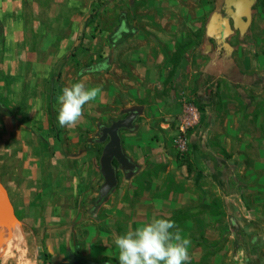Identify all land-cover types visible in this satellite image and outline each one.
<instances>
[{
	"label": "crops",
	"instance_id": "0c3cea01",
	"mask_svg": "<svg viewBox=\"0 0 264 264\" xmlns=\"http://www.w3.org/2000/svg\"><path fill=\"white\" fill-rule=\"evenodd\" d=\"M234 3L0 0V173L16 216L21 215L18 219L35 237L36 264H111L82 241L88 206L99 197L105 180L100 124L109 123L119 110L128 113L140 106L139 115L144 117L135 121L127 140L150 137L154 127H142L156 122L146 113L148 106L181 101V91L170 84L163 98H156L166 87L172 68L168 53L176 50L177 43L197 40L188 52L193 53L188 56L190 71L182 68L174 83L181 79V71L191 78L192 68L200 73L192 92H182L204 108L190 137L189 159L199 177L204 162L215 163L213 158L222 155L212 140L224 138L226 130L230 135L224 148L233 159L249 154V141L264 139L257 129L264 124V112L257 110L264 100V36L252 40L248 35L258 0L244 31L235 27ZM98 65L107 67L94 70ZM81 80L89 88L100 86L102 94L84 106L74 127H61L57 96ZM122 143L134 161L123 138ZM137 164L133 174L148 168ZM181 167L188 170L187 165ZM154 186L148 185L146 196ZM142 203L176 207L171 197Z\"/></svg>",
	"mask_w": 264,
	"mask_h": 264
},
{
	"label": "rangeland",
	"instance_id": "374dc122",
	"mask_svg": "<svg viewBox=\"0 0 264 264\" xmlns=\"http://www.w3.org/2000/svg\"><path fill=\"white\" fill-rule=\"evenodd\" d=\"M256 9L248 34L251 39L257 35L264 36L261 32L264 29V0H258ZM261 47L264 49V44ZM192 55L188 54L189 57ZM190 62L189 59L186 71H190ZM194 69H191L192 78L181 71V79L170 84L181 91L179 104L156 101L155 107L149 105L146 109V113L156 119L155 124L142 125L143 128L154 127L149 138L129 142L127 139L132 129L121 130L126 149L133 153L134 161L148 168L129 176L119 166L116 188L98 206V198L88 206L82 241L85 246H91L94 255L106 256L104 260L111 264H119L115 245L117 236L134 230L153 217L170 219L179 209L189 213L188 219L181 217V222L176 223L182 236L191 240L188 264H264V139L249 141L246 144L249 154L233 159L234 156L226 153L224 148L230 135L226 130L224 138L212 140L221 147L222 155L213 158L215 163L204 162L200 177L196 169L190 173L181 167L180 158H190L192 154L191 131L199 124L198 118L192 122L194 115L201 117V112H204L196 98H191L193 102L182 94L186 89L192 92L200 81V73H195ZM163 96L164 93H156V98ZM260 103L257 110L264 112V100ZM127 114L125 110H119L105 125ZM142 117L143 113L136 121ZM257 129L264 134V124ZM221 135L223 133L219 132L218 136ZM182 139L187 143L184 150L180 148ZM136 148L142 153L137 155ZM151 184L155 186L146 196V189ZM168 197L175 200V208L142 203ZM18 223L23 239L9 258L0 256V264H24L27 260H35L38 253L35 237L28 226Z\"/></svg>",
	"mask_w": 264,
	"mask_h": 264
},
{
	"label": "clouds",
	"instance_id": "9594fccd",
	"mask_svg": "<svg viewBox=\"0 0 264 264\" xmlns=\"http://www.w3.org/2000/svg\"><path fill=\"white\" fill-rule=\"evenodd\" d=\"M106 67L98 65L94 70ZM100 94V86L89 88L82 80L64 87L57 96L58 124L74 127L83 115L84 106ZM190 244L191 240L182 236L175 221L156 217L115 239L119 264H188Z\"/></svg>",
	"mask_w": 264,
	"mask_h": 264
},
{
	"label": "water",
	"instance_id": "95a60500",
	"mask_svg": "<svg viewBox=\"0 0 264 264\" xmlns=\"http://www.w3.org/2000/svg\"><path fill=\"white\" fill-rule=\"evenodd\" d=\"M244 1L247 2V4L241 6L240 4ZM256 1L257 0H234L235 3L233 5L236 10L232 11L231 15L234 19L235 27L241 31L246 30L250 25L252 20L251 6ZM243 17H246L247 20H244ZM142 110L143 108L140 106L133 107L128 110V114L125 117L116 119L111 124L101 128L99 140L105 142V146L100 158V164L105 180L100 188V194L97 199L98 203L102 202L118 185V174L113 163L114 159L119 162L122 169L129 175H132L139 168L138 164L124 151L120 131L122 129H133L135 127V121ZM5 214L12 215L17 221H20L14 212L8 189L0 173V220Z\"/></svg>",
	"mask_w": 264,
	"mask_h": 264
},
{
	"label": "trees",
	"instance_id": "16d2710c",
	"mask_svg": "<svg viewBox=\"0 0 264 264\" xmlns=\"http://www.w3.org/2000/svg\"><path fill=\"white\" fill-rule=\"evenodd\" d=\"M202 31L196 33L197 36H201ZM197 44V40H193L192 38L186 40L183 43H177L176 45V50L173 53H168V62L171 63L172 68L165 80V89L163 90V93H167L168 88L167 86L171 83H174V81L177 79L179 72L182 68H185L187 66V62H188V52L191 48H193L195 45ZM103 126H105L104 123L100 124V128H102ZM104 147V146H103ZM103 147L101 152L103 151ZM114 165L117 169V174H118V167L120 166L119 162L114 159ZM180 164L181 165H187V168L189 170V172H193L194 171V163L190 161V159L188 157H181L180 158ZM106 199V198H105ZM105 199L102 201L104 202ZM183 211V210H177L173 216L170 218L171 220L175 221V223H180L181 221V217H186L185 219H188V215L189 213Z\"/></svg>",
	"mask_w": 264,
	"mask_h": 264
},
{
	"label": "bare ground",
	"instance_id": "6f19581e",
	"mask_svg": "<svg viewBox=\"0 0 264 264\" xmlns=\"http://www.w3.org/2000/svg\"><path fill=\"white\" fill-rule=\"evenodd\" d=\"M23 239L18 221L12 216L5 214L0 220V256L9 258ZM13 257V256H12ZM24 264H36L33 260H27Z\"/></svg>",
	"mask_w": 264,
	"mask_h": 264
},
{
	"label": "built area",
	"instance_id": "2783aa9c",
	"mask_svg": "<svg viewBox=\"0 0 264 264\" xmlns=\"http://www.w3.org/2000/svg\"><path fill=\"white\" fill-rule=\"evenodd\" d=\"M195 117H196V118H195ZM197 117H198V115L195 114V115H194V119H193L192 122H194L195 120H197ZM186 147H187L186 140H185V139H184V140L182 139L181 142H180V148H181L182 150H184V149H186Z\"/></svg>",
	"mask_w": 264,
	"mask_h": 264
}]
</instances>
